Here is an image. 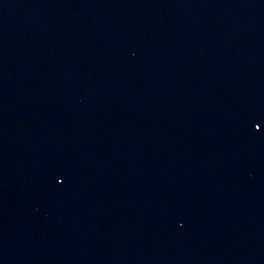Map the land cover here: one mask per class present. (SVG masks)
I'll use <instances>...</instances> for the list:
<instances>
[{
  "label": "water",
  "instance_id": "1",
  "mask_svg": "<svg viewBox=\"0 0 264 264\" xmlns=\"http://www.w3.org/2000/svg\"><path fill=\"white\" fill-rule=\"evenodd\" d=\"M0 264H264V0H0Z\"/></svg>",
  "mask_w": 264,
  "mask_h": 264
},
{
  "label": "snow or ice",
  "instance_id": "2",
  "mask_svg": "<svg viewBox=\"0 0 264 264\" xmlns=\"http://www.w3.org/2000/svg\"><path fill=\"white\" fill-rule=\"evenodd\" d=\"M257 131H259V125H257Z\"/></svg>",
  "mask_w": 264,
  "mask_h": 264
}]
</instances>
